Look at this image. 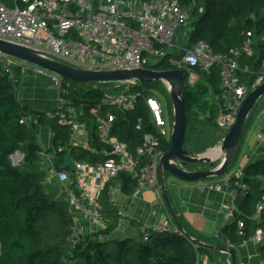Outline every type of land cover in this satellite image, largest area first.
<instances>
[{
    "label": "trees",
    "instance_id": "1",
    "mask_svg": "<svg viewBox=\"0 0 264 264\" xmlns=\"http://www.w3.org/2000/svg\"><path fill=\"white\" fill-rule=\"evenodd\" d=\"M0 1L8 5L13 2ZM182 3L193 7L189 20L193 28L187 41L184 44L179 41V33L185 27L182 26L174 39L176 47L158 63L151 65V68H176L174 61L181 58L182 50L176 52L175 49L181 46L191 48L204 41L215 52L226 53L240 46L247 32L252 31L256 36L264 33V0H182ZM263 59L264 41L258 40L253 54L242 57L241 62L248 64L252 72H257L262 68ZM181 70L189 119L184 148L193 152L188 135L194 132L196 123L203 121L207 127L216 125V108L210 104L206 93L219 91L221 78L217 67H213L210 72L200 67H184ZM192 71L208 83L202 81L197 86L189 85ZM22 72L23 65L6 71L0 63V264H198L201 254L212 255L215 251L201 242L235 250L239 245L250 241L257 230L264 232V210L260 220L251 219L257 204L264 199L263 158L245 165L243 180L247 188L243 189L244 193L236 201L238 211L234 221L223 227V235L233 246L215 238L203 237L198 239L200 242H195L185 234H165L154 230L147 232L149 238L145 239L140 224V236L112 237L119 227L120 215L110 201V187L121 182V190L132 194L137 187V180L127 172H121L100 196L102 211L108 219L107 227L79 233L75 238L71 200L60 196L63 188L57 182L45 183L46 168L38 165L43 151L55 152L56 169L72 168L73 163L62 164L68 151L73 160L92 163L103 162L114 155L103 152L105 149L110 152L111 146L101 141L97 135L93 138L90 149L82 146L65 147L70 138V126L60 122L56 115L49 116L47 111L31 109L29 105L22 104L19 89ZM250 77L253 78V75ZM63 80L64 88L59 95L68 103L83 108L87 116L90 107L104 98V91L98 85H79L69 78ZM159 82L160 80L142 81L132 87L137 94L133 110L111 108L116 114L113 134L128 143L133 151L143 143L146 134L155 138V148L162 150L164 154L171 149L170 138L161 134L155 125L146 101L152 93L150 88ZM170 118L173 123L171 113ZM89 120L91 125L92 120ZM40 126H47L51 130L53 137L49 149H45L40 141ZM243 136L241 135V139ZM16 151L24 154L23 161L18 165L11 159ZM237 155L238 151L235 153V161ZM230 180L235 181L236 176L232 175ZM239 221L244 223L243 233L239 232ZM256 247L264 264V239ZM223 254L230 257L227 253Z\"/></svg>",
    "mask_w": 264,
    "mask_h": 264
},
{
    "label": "built area",
    "instance_id": "2",
    "mask_svg": "<svg viewBox=\"0 0 264 264\" xmlns=\"http://www.w3.org/2000/svg\"><path fill=\"white\" fill-rule=\"evenodd\" d=\"M192 8L191 5H184L182 0H13L12 5L0 1V39L46 53L56 60L78 68L90 70L151 68L153 65L151 58L161 60L176 47L174 43L176 34L180 27L189 22ZM258 40L264 41V33L256 36L249 31L240 46L226 53H217L207 42L200 41L191 48L181 46L182 56L174 61L176 64L174 69L200 67L208 72L213 67L219 69L220 88L211 94L209 102L216 108L215 122L223 131H229L235 124L248 94L264 83V59L262 68L257 72H252L248 64L241 62L242 57L253 54ZM0 63L6 71L17 65H30L1 50ZM50 73L55 78L60 94L64 88V77ZM192 74L198 73L192 71ZM250 75H253V78ZM124 82L128 87L121 94L107 96L104 93L103 100L90 107L89 116L83 108L68 103L61 96L55 112L53 110L48 112L49 116L56 115L60 122L70 126V138L65 147L82 146L90 149L92 140L97 135L101 141L111 146L110 152L107 149L103 152L114 155L96 163L75 159L71 169L53 168L46 173L45 183L57 182L73 204L74 209H71L74 214L73 236L86 232L81 225L79 213L87 219L90 226L88 231L107 227L108 219L102 211L100 196L121 172L131 173L137 180V186L152 187L158 197L163 198L160 161L164 152L155 148L157 145L155 138L146 134L143 143L133 151L128 143L113 134L116 114L111 108L133 110L137 99L132 87L138 82L133 79ZM146 101L161 134L167 139L171 138L173 123L169 110L152 95L148 96ZM103 107L106 109L103 110ZM89 119L92 120L91 125ZM46 154L51 155L47 152ZM48 159V162L52 161L50 156ZM56 159L57 156L51 164L55 165ZM48 162H44V167ZM234 172L228 177L227 183L221 182V178L224 177L196 181L202 191L221 190L227 185L231 204L224 214L226 224L234 221L235 213L238 211L236 201L244 193L243 189L247 188L243 180L244 167ZM232 175L236 176L233 182L230 180ZM110 188L111 195L113 192L121 191L122 184L117 182ZM263 210L264 199L257 204L251 219L260 220ZM119 215L120 225L124 213L120 211ZM140 228L145 233V239L149 238L147 232L150 230L185 234L175 222L171 225L142 222ZM243 228L244 223L239 221L240 233H243ZM263 239L264 232L259 229L250 241L257 244ZM227 244L233 246L229 240ZM221 264L235 263L228 257ZM260 264H263L262 260Z\"/></svg>",
    "mask_w": 264,
    "mask_h": 264
},
{
    "label": "crops",
    "instance_id": "3",
    "mask_svg": "<svg viewBox=\"0 0 264 264\" xmlns=\"http://www.w3.org/2000/svg\"><path fill=\"white\" fill-rule=\"evenodd\" d=\"M190 30H192V28ZM186 32L189 34V29H187ZM32 68V66L26 65L23 66V71L24 69ZM24 87L23 83V88ZM21 94L20 99L23 105H29L31 109L35 110L47 112L52 111L51 107H47V102L42 96L33 97L31 93L24 96V92L22 96ZM43 127L45 126H40L38 129L40 141L42 136H45L44 134H46V136L50 138L49 142L52 145L53 136L46 128L42 130L41 128ZM251 130L249 131L245 142H247L249 135L252 132ZM258 133L259 137L256 138L257 142L253 143L251 147H248L249 149L247 152L250 156L245 165L264 158V141H262L264 125H260V131ZM18 155L19 158L17 160L14 159L15 164L23 161L24 154L20 152ZM245 165L242 167H245ZM231 174L223 176L224 178H221V182L227 183V179ZM229 191L227 185H224L221 190L206 189L202 191L200 190L198 183L185 182L183 180L172 183L171 186L168 187V193L172 205L184 227V230L189 233L192 238H215L226 244L228 239L223 235L222 230L226 224L224 221V214L231 204ZM111 197L113 205L118 213L120 211L124 213L122 218L123 221L112 235L114 238L115 236L116 238L140 236L142 232L139 228V224L142 222L160 223L165 225H171L175 222L167 207L164 195L163 198L158 197L152 187L140 185L136 187L132 194H126L121 190L116 191ZM79 216L81 225L86 231H88L90 226L87 219L81 213H79ZM256 248V244L251 241L239 245L235 249L238 262L243 261L246 262V264H260L261 259ZM223 253L224 252L215 250L212 255L201 254L200 264H221L224 259H227V256L225 257Z\"/></svg>",
    "mask_w": 264,
    "mask_h": 264
},
{
    "label": "water",
    "instance_id": "4",
    "mask_svg": "<svg viewBox=\"0 0 264 264\" xmlns=\"http://www.w3.org/2000/svg\"><path fill=\"white\" fill-rule=\"evenodd\" d=\"M0 50L13 55L28 64L36 66L37 68L59 74L64 78H69L79 85L97 86L98 82L126 81L132 79L136 82L151 80L164 81L170 91L174 121L170 138L171 149L162 156L160 161V180L167 207L173 216L175 223L183 230L184 227L180 222L169 197L166 172L177 176L185 182H196L202 179L225 176L228 169L235 161V153L239 147L247 117L260 97L264 94L263 83L256 89L252 90L246 97L235 124L227 132L222 142L221 151L223 152V156L220 164L215 166V162L212 161L210 163V168L208 169H189L186 167L188 163L203 161L206 158L202 156H193L191 150L184 148L185 137L189 127V119L186 112L183 71L181 69L161 70L156 68H139L131 70H90L78 68L60 60H56L46 53L2 39H0ZM17 153H20V151H16L11 157H14ZM185 235L195 242H200L198 239L192 238L186 231ZM75 238H77V236H75ZM201 243L213 250L227 253L232 258L233 262L235 264L237 263L236 250L233 248H222L203 242Z\"/></svg>",
    "mask_w": 264,
    "mask_h": 264
},
{
    "label": "rangeland",
    "instance_id": "5",
    "mask_svg": "<svg viewBox=\"0 0 264 264\" xmlns=\"http://www.w3.org/2000/svg\"><path fill=\"white\" fill-rule=\"evenodd\" d=\"M184 29L180 31L179 36H180V43L184 42L186 43L188 34L186 32L187 29H189V33L191 32L192 25L188 22L186 25H184ZM176 52L180 51V48L175 49ZM159 58L153 57L151 58V63L156 64L159 62ZM32 66V69H24L20 76V86L19 89L21 90V96L23 95L26 96V94L31 93L33 97L37 96H42L45 101L47 102V107H51V110L56 109L59 106V90L56 87V81L53 75L50 72H46L45 70L39 68L37 69L36 66ZM202 77H200L198 74H192L189 78V85L191 86H197L199 83H202L204 81L205 83H208L206 80H204ZM23 83H24V88H23ZM98 86L101 87V89L104 91V93L107 96H115L121 94L127 87L128 84L124 81H107V82H98ZM130 87V86H129ZM23 88V89H22ZM151 89V95L156 97L165 108L169 110V112L172 110L171 115H173V104H172V99L170 95L169 88L167 84L160 80L159 83H157L156 86H153ZM206 98L210 100L211 98V93H206ZM22 102V101H21ZM23 104V103H22ZM246 126L242 132V137L241 139V147L237 148L238 155L236 158V161L232 163L233 167L228 174L233 173L234 170H240L242 166H244L247 162L248 157L250 156L248 154V147H251L253 143L257 142V137H259V131H260V125H264V94L260 97L254 108L251 110L249 113L247 120H246ZM254 124V125H253ZM253 125V126H252ZM196 129L194 132H191L190 136L188 135V138L191 139V148L193 150V156H202L205 157L206 159L203 161H198V162H193V163H188L186 165L187 168L189 169H199L202 167H205V169L210 168V163L212 161L215 162V166L219 165L223 152L221 151V145L222 142L227 134L228 131H223L221 130L217 125L215 127H207L203 121L202 122H197L196 123ZM46 128L50 134L51 130L49 127H43L41 128L42 130ZM252 129V130H251ZM252 131L249 135V138L247 139V135L249 131ZM42 136L41 132V142L44 144L45 149H49L51 147V144L49 142L50 138L46 136ZM49 135V134H48ZM256 139V140H255ZM187 141L185 143V146H187ZM22 152V151H20ZM44 154L41 156L40 161H39V166H44V162H48L49 156L52 158L51 160H55V152H51V155L48 156L46 154V151H43ZM19 158L18 153L11 158L12 162H14V159L17 160ZM52 161L48 162V165L45 167L46 168V173L53 170L55 168L54 164H51ZM21 162V161H20ZM20 162L18 164H20ZM53 163V162H52ZM68 163H73L72 155L70 151L66 152L65 154V160L62 162V164H68ZM16 164V165H18ZM41 164V165H40ZM235 173V172H234ZM227 174V175H228ZM181 179L178 178L177 176L167 172L166 174V181L168 184V187L171 186L172 183L179 182ZM57 184V183H56ZM58 185V184H57ZM55 187V186H54ZM60 186L58 185L57 188ZM56 188V187H55ZM113 192L112 194H114ZM111 194V196H112ZM60 196L69 198L67 193L61 189L60 191ZM110 196V201H112V197ZM70 208H73V204L70 203ZM168 234V233H165ZM116 237V236H115ZM122 237V236H121Z\"/></svg>",
    "mask_w": 264,
    "mask_h": 264
}]
</instances>
